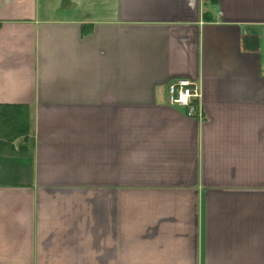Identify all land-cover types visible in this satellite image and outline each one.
I'll list each match as a JSON object with an SVG mask.
<instances>
[{
  "label": "crops",
  "instance_id": "0c3cea01",
  "mask_svg": "<svg viewBox=\"0 0 264 264\" xmlns=\"http://www.w3.org/2000/svg\"><path fill=\"white\" fill-rule=\"evenodd\" d=\"M5 103L0 264H264V0H0Z\"/></svg>",
  "mask_w": 264,
  "mask_h": 264
},
{
  "label": "trees",
  "instance_id": "16d2710c",
  "mask_svg": "<svg viewBox=\"0 0 264 264\" xmlns=\"http://www.w3.org/2000/svg\"><path fill=\"white\" fill-rule=\"evenodd\" d=\"M33 133V120L30 107L23 104H0V148L4 151L11 147L13 154L19 155L27 149ZM22 153V152H21Z\"/></svg>",
  "mask_w": 264,
  "mask_h": 264
},
{
  "label": "built area",
  "instance_id": "2783aa9c",
  "mask_svg": "<svg viewBox=\"0 0 264 264\" xmlns=\"http://www.w3.org/2000/svg\"><path fill=\"white\" fill-rule=\"evenodd\" d=\"M168 105L183 108L190 118L202 116L200 84L186 78H174L166 84Z\"/></svg>",
  "mask_w": 264,
  "mask_h": 264
},
{
  "label": "rangeland",
  "instance_id": "374dc122",
  "mask_svg": "<svg viewBox=\"0 0 264 264\" xmlns=\"http://www.w3.org/2000/svg\"><path fill=\"white\" fill-rule=\"evenodd\" d=\"M219 62L217 63V67L215 68V70H217V71H220V68H219ZM259 73H260V71L259 70H257L256 71V74H255V77L257 78H259ZM243 75V74H242ZM249 78L251 79V76L249 75Z\"/></svg>",
  "mask_w": 264,
  "mask_h": 264
}]
</instances>
